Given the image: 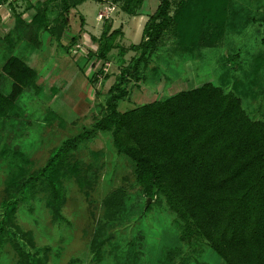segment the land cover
Segmentation results:
<instances>
[{
    "label": "rangeland",
    "instance_id": "rangeland-1",
    "mask_svg": "<svg viewBox=\"0 0 264 264\" xmlns=\"http://www.w3.org/2000/svg\"><path fill=\"white\" fill-rule=\"evenodd\" d=\"M43 1L0 0V90L11 91L12 81L1 75L2 65L11 56L23 59L37 72L35 84L24 91L13 113L0 118V222L11 179L43 167L64 140L103 117L110 87L122 69L132 68L143 54L132 47L142 41L144 27L159 4L144 0L129 14L123 9L127 0L87 1L65 13L68 26L57 40L48 32L36 35L30 24L35 6ZM185 3L193 4L192 11H196L194 4L204 6L203 0H171V16ZM226 4L224 31L212 20L195 45L185 42L175 26L167 29L157 46L146 52L139 80H129L128 95L120 101L119 110L212 83L238 96L254 119L264 121V0H229ZM61 12V3L49 4L51 21ZM18 16L23 21L20 26ZM109 23L112 31L120 30L115 39L119 47L104 61L91 54ZM17 28L24 37L19 38ZM74 159L94 165L98 177L81 189L72 173L66 172L62 221L53 220L46 204L48 194L40 190L32 200L19 201L16 206L14 224L31 234L34 251L46 264H224L204 240H180L179 219L163 197L146 206L149 198L136 182L133 165L116 152L110 134L99 133L81 144L70 163ZM120 188L127 194L128 219L110 223L112 239L95 261L91 242L105 220V199ZM0 259L1 264H18L12 242L4 245Z\"/></svg>",
    "mask_w": 264,
    "mask_h": 264
},
{
    "label": "trees",
    "instance_id": "trees-1",
    "mask_svg": "<svg viewBox=\"0 0 264 264\" xmlns=\"http://www.w3.org/2000/svg\"><path fill=\"white\" fill-rule=\"evenodd\" d=\"M87 1L103 2H39L30 22L33 32L36 35L48 32L60 40L68 26L65 13ZM158 1L156 11L144 27L142 41L132 47L142 50L143 54L132 68H123L110 87L103 117L64 140L43 167L26 176L19 173L7 184L4 216L0 222V258L4 245L12 242L18 252V264H46V259L34 251L36 246L31 234L14 224L16 206L19 201L32 200L40 190L48 194L46 204L53 220L62 221L66 172L72 173L81 189L90 187L98 177V168L94 165L76 159L70 163V159L75 157L81 144L106 133L110 134L116 152L131 161L143 195L153 201L163 197L177 215L180 240L188 243L195 238L204 240L224 264H264V121L254 119L238 96L212 83L124 112L119 110L120 101L128 95L129 80H139L146 52L157 46L167 29L175 26L190 46L199 42V36L211 26L212 20L224 31L229 0H203L201 8L194 4L196 11L190 9L194 8L193 4L185 3L173 16L171 0ZM53 2L61 3L62 12L51 21L49 4ZM143 2L127 0L123 9L134 14ZM17 19L20 26L23 21L19 16ZM111 28V23L104 26L97 39L98 49L91 54L99 60H108L109 53L119 47L115 39L120 30ZM16 31L19 38L25 36L18 28ZM36 39L34 36L33 46L37 45ZM7 45L11 46V40ZM1 75L12 81V87L8 94L0 90V118L13 113L24 91L35 84L37 72L23 59L11 56L2 65ZM8 152L4 151V156ZM126 197L120 188L105 199V220L91 242L95 261L101 259L102 247L112 239L110 223L128 219Z\"/></svg>",
    "mask_w": 264,
    "mask_h": 264
},
{
    "label": "water",
    "instance_id": "water-1",
    "mask_svg": "<svg viewBox=\"0 0 264 264\" xmlns=\"http://www.w3.org/2000/svg\"><path fill=\"white\" fill-rule=\"evenodd\" d=\"M151 201H152V199L149 198V199L147 200V204H146V206H148V205L150 204Z\"/></svg>",
    "mask_w": 264,
    "mask_h": 264
},
{
    "label": "crops",
    "instance_id": "crops-1",
    "mask_svg": "<svg viewBox=\"0 0 264 264\" xmlns=\"http://www.w3.org/2000/svg\"><path fill=\"white\" fill-rule=\"evenodd\" d=\"M81 5H82V4H81ZM79 6H80V5H79ZM79 6H78V7H79Z\"/></svg>",
    "mask_w": 264,
    "mask_h": 264
}]
</instances>
